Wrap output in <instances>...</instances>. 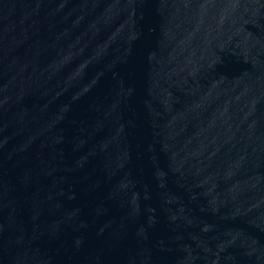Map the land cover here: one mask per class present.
Instances as JSON below:
<instances>
[{
  "label": "water",
  "instance_id": "water-1",
  "mask_svg": "<svg viewBox=\"0 0 264 264\" xmlns=\"http://www.w3.org/2000/svg\"><path fill=\"white\" fill-rule=\"evenodd\" d=\"M0 264H264V0H0Z\"/></svg>",
  "mask_w": 264,
  "mask_h": 264
}]
</instances>
